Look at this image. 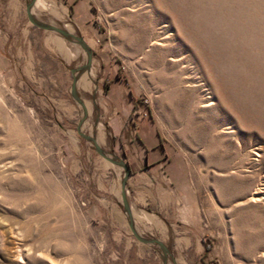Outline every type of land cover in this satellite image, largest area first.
I'll use <instances>...</instances> for the list:
<instances>
[{
    "label": "rangeland",
    "instance_id": "1",
    "mask_svg": "<svg viewBox=\"0 0 264 264\" xmlns=\"http://www.w3.org/2000/svg\"><path fill=\"white\" fill-rule=\"evenodd\" d=\"M78 69L129 81L166 177L121 194ZM0 264H264V0H0Z\"/></svg>",
    "mask_w": 264,
    "mask_h": 264
},
{
    "label": "crops",
    "instance_id": "2",
    "mask_svg": "<svg viewBox=\"0 0 264 264\" xmlns=\"http://www.w3.org/2000/svg\"><path fill=\"white\" fill-rule=\"evenodd\" d=\"M69 51L73 54L77 51L73 42H70ZM67 59L69 60L68 55ZM83 60V62L87 61L86 55ZM87 69L91 71V67ZM86 71L78 69L77 72L71 73L69 87L73 83L74 95L71 91L70 93L72 96L79 97L80 100L85 99L86 95L89 97V101H91L89 114L92 111L93 119L99 120L97 128L103 133L102 139L107 144L105 150L113 153L123 164L128 166L129 177H147L144 180V183L147 184L153 183V179H149L148 173H157L162 178L166 177V172L163 170L167 164L168 154L161 135L156 132V125L149 118L156 136L153 138L148 131L146 118L130 115L132 107L139 106L137 103L139 100L129 81L123 76H117L114 73L111 75L106 70L100 79L107 85H103L101 90L95 87L94 75L86 74ZM66 76L68 78L67 74ZM121 80L126 86V94L118 84ZM138 125L142 126L140 132ZM96 130L95 128V134ZM116 165L118 174L123 175V165Z\"/></svg>",
    "mask_w": 264,
    "mask_h": 264
},
{
    "label": "water",
    "instance_id": "3",
    "mask_svg": "<svg viewBox=\"0 0 264 264\" xmlns=\"http://www.w3.org/2000/svg\"><path fill=\"white\" fill-rule=\"evenodd\" d=\"M50 28H55V29L60 30L61 32L66 33L67 35H69V36H71L72 38L76 39V40L78 41L79 44H81L82 46H85V44H84V42L82 41V39H81L80 36L74 35L73 33H70V32H68V31H66V30H64V29H61V28H59V27H56V26H52V27H50ZM87 62H89V56H88V55H87ZM86 67H89L88 64H87ZM72 87H73V83H71V86H70L71 89H70V91H71V93L74 95V92H73V88H72ZM92 142L94 143L95 148H96L100 153H102V151L98 148V146L96 145V142L94 141L93 138H92ZM102 154H103L104 156H106L104 153H102ZM107 159H109V160H111L112 162H114V164H122V165H123V179H122V181H121V194H122V189H123L122 185L124 184V181H125V179H126L128 173H129V168H128V166H127L126 164H123V162H122L120 159H110V158H108V157H107Z\"/></svg>",
    "mask_w": 264,
    "mask_h": 264
},
{
    "label": "bare ground",
    "instance_id": "4",
    "mask_svg": "<svg viewBox=\"0 0 264 264\" xmlns=\"http://www.w3.org/2000/svg\"><path fill=\"white\" fill-rule=\"evenodd\" d=\"M87 84H89V82H87ZM254 191V190H253ZM252 192V191H251ZM250 192V193H251ZM248 198V196H247ZM261 196L259 195L258 191H254L250 194V197H249V200H252V201H257L258 199L260 200Z\"/></svg>",
    "mask_w": 264,
    "mask_h": 264
},
{
    "label": "built area",
    "instance_id": "5",
    "mask_svg": "<svg viewBox=\"0 0 264 264\" xmlns=\"http://www.w3.org/2000/svg\"><path fill=\"white\" fill-rule=\"evenodd\" d=\"M144 100H145V98H144ZM145 101H146V100H145ZM137 108H138V107L135 106V108L133 109V110L135 111V113H139V115L143 114V113H140L139 111H137V110H138Z\"/></svg>",
    "mask_w": 264,
    "mask_h": 264
}]
</instances>
